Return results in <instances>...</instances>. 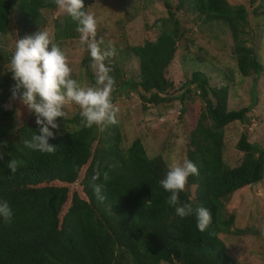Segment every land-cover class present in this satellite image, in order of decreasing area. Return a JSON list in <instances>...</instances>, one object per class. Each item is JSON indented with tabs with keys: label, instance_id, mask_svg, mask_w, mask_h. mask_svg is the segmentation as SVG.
Instances as JSON below:
<instances>
[{
	"label": "trees",
	"instance_id": "obj_1",
	"mask_svg": "<svg viewBox=\"0 0 264 264\" xmlns=\"http://www.w3.org/2000/svg\"><path fill=\"white\" fill-rule=\"evenodd\" d=\"M162 1L167 17L155 23L156 37L129 47L139 60L138 79L123 78L117 68L109 72L115 80L112 102L116 101L115 93L125 98L135 93L146 111L175 99L183 115L191 95L199 98V115L186 151V159L199 170L186 184L194 187L195 198L184 189L179 199L193 208L209 209L212 223L201 232L194 215H176L175 208L166 203L170 193L160 183L168 172L167 165L161 157H148L137 139L122 149L117 123L106 126L100 144L96 125L85 127L80 114L66 120L57 118L74 128L49 139V144L58 146L54 154L25 145V140L38 134L37 126L24 124L12 132V125L6 124L0 127V142H7L0 160V201L9 203L13 215L9 222L0 217V264H238L219 237L230 231L234 221L232 216L223 218V205L236 191L264 179V145L250 143L244 129L235 145L243 155L241 162L229 168L223 162L224 129L233 122L245 125L250 108L229 110L228 87L211 86L202 71L192 72L182 85L184 91L172 97L168 93L173 84L165 72L187 31L176 16L182 11L204 23L227 26L239 55L240 73L259 75L262 66L257 55L245 45L248 10L228 0H178L175 7L170 0ZM247 1L254 11L257 0ZM84 5L87 11L85 0ZM15 6L24 35L43 31V12L58 8L55 0H0L1 35L8 31ZM262 9L264 12V5ZM76 29L77 22L67 14L54 23V40L77 39L80 33ZM3 59L7 58L0 50ZM83 63L87 65L88 60ZM11 159L21 162L14 174L7 167ZM96 170L109 174L107 182L102 176L94 182L104 184L103 201L92 188ZM77 182L82 194H72L60 220L69 199L68 187Z\"/></svg>",
	"mask_w": 264,
	"mask_h": 264
},
{
	"label": "rangeland",
	"instance_id": "obj_2",
	"mask_svg": "<svg viewBox=\"0 0 264 264\" xmlns=\"http://www.w3.org/2000/svg\"><path fill=\"white\" fill-rule=\"evenodd\" d=\"M233 6L243 5L248 10V33L245 35L246 47L253 48L262 72L256 75L249 72L240 73L238 68L239 55L227 26L220 22L204 23L195 15L178 11L177 18L181 26L187 30L178 42V48L172 63L165 72L166 78L173 87L169 95L176 97L192 72L202 71L213 87H228V109L239 110L248 107L247 123L233 122L224 129L223 162L229 167H236L242 154L235 149L241 132L247 129L250 143L264 145V0H257L255 10L249 8L247 0H228ZM87 12L97 19V40L103 39L102 47H115V55L108 57L104 63L113 72L114 68L121 71L125 79H138L139 60L129 47L140 46L153 40L158 31L155 23L167 17L162 0H85ZM178 0H170L173 7ZM45 28L53 43L67 54L72 68V78L83 87L95 86L96 69L86 45L77 39L58 43L54 40V23L62 20L67 13L60 9L43 12ZM29 35V34H27ZM18 21V10L15 6L10 15V24L6 34H0V50L6 60H0V127L12 125V132L24 124H36V116L29 112L19 101H11V87L14 85L11 70V58L15 52L16 41L24 37ZM87 59V65L83 61ZM121 92L120 90L118 91ZM122 93V92H121ZM113 103L118 109L117 125L121 136L120 146L127 149L134 140H139L148 157H161L169 167L174 163L186 160V151L190 146V137L199 115L201 102L192 94L185 114L180 115L181 105L175 99L159 106L149 107L143 111L137 94L130 93L125 98L115 93ZM67 119L81 113V108L74 102L67 105ZM81 115V114H80ZM59 130L50 129L55 134L73 130V126L57 119ZM108 125V124H107ZM106 125V126H107ZM106 126L98 127L97 138L103 143ZM39 128V127H38ZM97 142L93 143L95 149ZM83 171L81 172V177ZM80 177V179H81ZM79 179V180H80ZM78 180V182H79ZM70 185L69 199L60 214L68 209V203L74 192L81 195L79 183ZM195 198L194 187L185 186ZM222 215L224 219L233 217L230 231L221 233L228 255L238 264H264V179L252 186L236 191L224 201ZM239 231L238 233L234 231ZM168 264V263H161ZM175 264V263H173Z\"/></svg>",
	"mask_w": 264,
	"mask_h": 264
},
{
	"label": "clouds",
	"instance_id": "obj_3",
	"mask_svg": "<svg viewBox=\"0 0 264 264\" xmlns=\"http://www.w3.org/2000/svg\"><path fill=\"white\" fill-rule=\"evenodd\" d=\"M55 4L69 14L77 22V32L80 33V42L87 46L96 69L95 86L83 87L72 78V68L69 65L67 54L57 44L53 43L48 31L38 30L33 34L17 39L15 52L11 58L12 79L11 101H19L29 112L36 116L39 127L31 140H25L27 147L41 153L54 154L58 146L49 144V139H55L56 134L50 129L59 130L57 118L68 117L67 105L74 102L81 108L82 123L91 128L117 123L119 109L112 102V93L115 90V80L109 75L110 68L104 61L115 55V47L103 46V39L97 40V19L94 14L84 10V0H55ZM159 27V26H158ZM7 142H0V160L4 158L3 150ZM21 162L11 159L7 167L11 173H16ZM199 170L194 162L184 160L183 163H174L160 181L162 187L170 195L166 203L175 208L176 215L181 218L195 216L197 228L204 232L212 223V214L204 206L193 208L190 203H182L179 194L185 189L188 178L198 175ZM109 179L107 171L94 172L92 188L94 194L101 201L103 183L96 184V180ZM13 215L12 209L6 200L0 201V217L9 222Z\"/></svg>",
	"mask_w": 264,
	"mask_h": 264
}]
</instances>
